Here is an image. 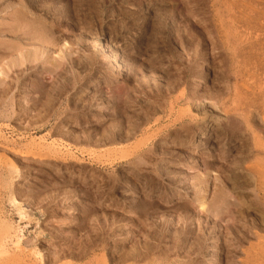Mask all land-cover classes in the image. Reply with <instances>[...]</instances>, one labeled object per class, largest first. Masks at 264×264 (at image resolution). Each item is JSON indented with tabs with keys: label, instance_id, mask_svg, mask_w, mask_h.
<instances>
[{
	"label": "rangeland",
	"instance_id": "374dc122",
	"mask_svg": "<svg viewBox=\"0 0 264 264\" xmlns=\"http://www.w3.org/2000/svg\"><path fill=\"white\" fill-rule=\"evenodd\" d=\"M0 26V131L79 159L0 147V264H264V0H0Z\"/></svg>",
	"mask_w": 264,
	"mask_h": 264
},
{
	"label": "bare ground",
	"instance_id": "6f19581e",
	"mask_svg": "<svg viewBox=\"0 0 264 264\" xmlns=\"http://www.w3.org/2000/svg\"><path fill=\"white\" fill-rule=\"evenodd\" d=\"M74 5V4H73ZM82 8V7H81ZM84 9V8H83ZM86 9H87V7H86ZM82 11V10H81ZM80 11V12H81ZM22 15H23V13H22ZM15 18V17H14ZM17 18V17H16ZM15 18V19H16ZM87 18V17H86ZM15 19H14V21H15ZM20 19V18H19ZM17 21V20H16ZM15 21V22H16ZM21 21H19V23H20ZM18 23V22H17ZM28 23H29V21H28ZM26 24H27V22H26ZM12 25V24H11ZM35 26V25H34ZM33 26V28L37 31V32H39L38 33V35H40L39 37H31V41L32 42H42V45L43 46H46V44H47V48L46 49H52V48H54V46H56V44L54 43V40H52V41H48L47 39H45V37L43 38L42 37V35L45 33V30L43 29V28H39V27H34ZM38 26V25H37ZM1 27V26H0ZM12 27V26H11ZM42 27V26H41ZM44 27V26H43ZM13 28V27H12ZM26 28V27H25ZM45 28V27H44ZM30 29H32V28H30ZM34 29H33V31H34ZM40 29V30H39ZM6 31V30H5ZM26 30L24 29L22 32H24L22 35L23 36H26L27 35V37H30L29 36V34H27V32H25ZM30 31H32V30H30ZM35 31V32H36ZM2 33V32H1ZM5 33V32H4ZM30 33V32H29ZM3 34V33H2ZM31 34V33H30ZM34 34V33H33ZM2 36V35H1ZM8 36V35H7ZM34 36V35H33ZM35 36H37V35H35ZM14 37V36H13ZM16 37V36H15ZM30 41V42H31ZM39 44V43H38ZM50 45L52 46V47H50ZM41 46V45H40ZM66 47V46H65ZM3 49V48H2ZM1 49V50H2ZM17 49V48H16ZM42 49H43V47H42ZM41 49V50H42ZM66 49V48H65ZM54 50V49H53ZM20 51V50H19ZM17 53V52H16ZM41 53V55H44L45 53H44V51L42 52H40ZM3 54V53H2ZM21 54H23V53H21ZM48 54V53H47ZM64 55V54H63ZM35 56V55H34ZM55 56V55H54ZM53 56V57H54ZM56 56L58 57H60V58H53V60L51 61V59H50V57H49V59H48V57H46L43 61H42V59H40V58H38V59H35V60H30V59H28L27 58V56L26 55H21V58H20V60H19V62H18V64L17 63H13V66H23V65H25L26 64V67H25V69H23V73H26V72H28V71H33V70H36V65H35V63L37 62V61H42V65H48L49 67V72H50V75L51 76H53L52 75V73H56V72H60V70L63 68V66H64V64H63V62L62 61H64V60H62V55L60 56V54H56ZM67 56V55H66ZM64 57H65V55H64ZM151 58H155L156 56L155 55H153L152 54V56H150ZM34 58V57H33ZM67 59H68V57H66ZM150 58V59H151ZM159 58V57H158ZM0 59H2V57H1V54H0ZM64 59V58H63ZM151 60H153V59H151ZM67 61V60H66ZM65 61V62H66ZM70 62V61H69ZM4 63V62H3ZM71 63V62H70ZM2 64V63H1ZM0 64V65H1ZM36 64H38V63H36ZM8 69H11L12 68V65L9 63V64H7V66H6ZM45 67V66H44ZM24 68V67H23ZM46 68V67H45ZM3 70H5V66H1V71H3ZM62 73V72H61ZM5 76L6 75V73H4V71L3 72H1L0 73V76ZM165 75V74H164ZM44 76V75H43ZM42 76V77H43ZM126 76V75H125ZM142 77H144V76H142ZM1 78V77H0ZM47 78V77H46ZM2 79H5L4 77L2 78ZM1 79V80H2ZM51 79L53 80V78L51 77ZM125 79V78H124ZM0 80V86H4V87H6V85H7V83L5 84V80H2L1 81ZM41 80V79H40ZM37 82V81H36ZM46 82V81H45ZM19 83V82H18ZM140 83V82H139ZM20 84V83H19ZM56 84V83H55ZM16 85V84H15ZM9 89H6V88H4V90L2 91V93L4 94V95H7L9 92ZM8 92V93H7ZM2 94V95H3ZM13 94V93H12ZM152 94V93H151ZM49 95V94H48ZM220 95V94H219ZM8 96V95H7ZM6 96V97H7ZM28 96V95H27ZM27 96H24L23 97V100H22V103L21 102H19V108L20 107H25V105H27L28 104V97ZM4 97V96H3ZM3 97H1L0 96V99L1 98H3ZM5 98V97H4ZM6 99H8V98H6ZM5 99V100H6ZM121 99V98H120ZM189 99V98H188ZM216 99V98H215ZM1 101L0 102V106H1V104H3L4 105V107H5V104H9V106L11 107V105H10V103L11 102H13L12 100H11V98H9V100H7V101ZM10 103H9V102ZM198 101V100H197ZM217 101H219V100H217ZM221 101V100H220ZM36 102V101H35ZM13 104V103H12ZM36 104V103H35ZM212 104H213V102H212ZM40 105V104H39ZM38 105V106H39ZM172 105V104H171ZM220 105V104H219ZM7 107V106H6ZM27 107H29V106H27ZM197 107V106H196ZM212 107V106H211ZM2 108H3V106H2ZM1 108V110L0 111H3V109ZM37 108V107H36ZM9 109V108H8ZM7 109V110H8ZM24 109V110H23ZM22 110L23 111H25V108H23ZM154 109V108H153ZM157 109V108H156ZM30 110H31V108H30ZM9 112L11 111V109L10 110H8ZM8 111H7V113L6 114H8ZM33 111V110H32ZM4 112V111H3ZM14 112V111H13ZM12 112V113H13ZM217 112V111H216ZM11 113V112H10ZM10 113L8 114V115H10ZM1 114V113H0ZM253 114V113H252ZM13 115V114H12ZM11 115V116H12ZM18 115V114H17ZM27 115H28V113H27ZM190 115V114H189ZM2 116L4 117V115H0V117H1V119H2ZM40 116V115H39ZM37 116V114L34 116H31V118H34L33 119V121H37V120H39L40 119V117L42 116ZM242 116H244V115H242ZM28 117V116H27ZM248 117V116H247ZM246 117V118H247ZM14 118V117H13ZM204 118V117H203ZM4 119V118H3ZM6 119H8L7 117H6ZM9 119H11V118H9ZM149 120H151V119H149ZM263 120V119H262ZM8 121V120H7ZM159 121V120H158ZM196 121V120H195ZM205 121V120H204ZM237 121V120H236ZM246 122L248 121V120H245ZM250 121V120H249ZM9 122V121H8ZM22 122V121H21ZM235 122V121H234ZM29 123H30V121H29ZM251 123V122H250ZM6 124V123H5ZM8 124V123H7ZM251 124H253V123H251ZM7 126V125H6ZM9 126V125H8ZM25 126V125H24ZM36 126H37V122H36ZM143 126V125H142ZM66 127V126H65ZM209 127V126H208ZM247 127H248V125H247ZM1 128V127H0ZM5 128V127H4ZM10 128V127H9ZM8 128V129H9ZM20 128V127H19ZM18 128V129H19ZM34 127H33V125L31 124V125H28L27 127H25V128H23V129H20V130H24L23 132H22V134H23V136H24V138H23V141H25L26 142V145L24 146V147H18L19 145L14 141V142H11L7 137H6V135H4L3 133H2V131H0V147H6V148H10V146H12V150L16 153V154H18V157L20 156V157H25V156H27V155H31V157H33L34 159H44V158H47V159H59V160H62L63 162H66V161H69V160H71V161H76V162H79V159H78V157H77V155H75L76 154V152L71 148V147H69L70 145H66L64 142H62L61 140H59V141H52L51 143H48L47 142V137L48 136H40V137H31V136H26V134L28 135V133H30L31 132V130L33 129ZM130 128V127H129ZM224 128V127H223ZM1 129H3V128H1ZM15 129V128H14ZM64 129V128H63ZM66 129V128H65ZM154 129V128H153ZM164 129V128H163ZM16 130V129H15ZM34 130V129H33ZM161 130V129H160ZM201 130V129H200ZM65 131V130H64ZM134 131V130H133ZM159 131V130H158ZM162 131V130H161ZM160 131V132H161ZM248 132V131H247ZM70 133V132H69ZM73 133V132H72ZM56 134V133H55ZM120 134V133H119ZM139 134V133H138ZM185 134V133H184ZM195 134V133H194ZM257 134V133H256ZM259 134V133H258ZM257 134V135H258ZM8 135V134H7ZM30 135V134H29ZM53 135V134H52ZM63 135V134H62ZM151 135V134H150ZM158 135H160V134H158ZM253 135V134H252ZM260 135V134H259ZM22 136V137H23ZM66 136V135H65ZM68 136V135H67ZM70 136V135H69ZM119 136V135H118ZM209 136V135H208ZM254 136V135H253ZM63 137V136H62ZM154 138L155 137V135H151L150 136V138ZM258 137V136H257ZM19 138H21V136L19 137ZM79 138V137H78ZM136 138V137H135ZM144 138V137H143ZM149 137H148V139H150ZM151 138V139H152ZM173 138V137H172ZM89 139V138H88ZM206 139V138H205ZM16 140V139H15ZM144 140H146L145 138H144ZM181 140V139H180ZM66 141V140H65ZM147 141V140H146ZM150 141V140H149ZM207 141V140H206ZM93 142V141H92ZM148 142V141H147ZM252 142V141H251ZM20 144V143H19ZM89 144V143H88ZM121 144V143H120ZM139 144H141L140 145V149L143 147V146H146V143L143 141V143H139ZM179 144V143H178ZM181 144H182V142H181ZM184 144V143H183ZM191 144V143H190ZM82 145V144H81ZM85 145V144H84ZM150 145V144H149ZM255 145V144H254ZM21 146V145H20ZM197 146V145H196ZM243 146V145H242ZM246 146V145H245ZM245 146L243 147V148H245ZM19 148V149H16V148ZM96 147V146H95ZM226 147V146H225ZM86 148V147H85ZM5 149V148H4ZM75 149V148H74ZM115 149V148H114ZM123 149H125L126 150V148H123ZM123 149H121L122 151H123ZM133 149V148H132ZM139 149V148H138ZM139 149V150H140ZM195 149V148H194ZM257 149V148H256ZM8 150V149H7ZM121 150H117L119 153H121L122 151ZM248 150V149H247ZM255 150V149H254ZM263 150V149H262ZM112 150H110V152H109V150H108V153H107V157H108V162H109V165L111 164L112 165V163L113 162H116V163H118V159H117V155H116V153H117V151H114V152H111ZM129 151V150H128ZM136 151H138L137 149H136ZM85 151H82L81 153H84ZM130 152V151H129ZM4 153V152H3ZM79 153H80V151H79ZM80 153V154H81ZM89 153H95L94 151L93 152H90L89 151ZM113 153V154H112ZM128 153V152H127ZM142 153V152H141ZM8 154V153H7ZM96 154V153H95ZM130 154V153H129ZM193 154V153H192ZM246 154V153H245ZM249 154V153H248ZM81 155H83V154H81ZM90 155V154H89ZM104 155V154H103ZM102 155V156H103ZM113 155H115L114 157H115V159H110V157H112ZM127 155V154H126ZM126 155H122V156H120L121 158V161H125L126 160ZM227 155V154H226ZM247 155V154H246ZM101 156V155H100ZM4 157V156H3ZM30 157V158H31ZM114 157H112V158H114ZM119 157V156H118ZM138 157V156H137ZM136 157V158H137ZM145 159V158H144ZM246 159H247V157H246ZM12 160V159H11ZM110 160V161H109ZM128 160V159H127ZM136 160V159H135ZM252 160V159H251ZM260 160V159H259ZM264 160V159H263ZM30 161V160H29ZM107 161V160H106ZM120 161V162H121ZM221 161V160H220ZM100 162V161H99ZM143 162V161H142ZM199 162V161H198ZM246 162H248V161H246ZM16 163V162H15ZM41 163H43V162H41ZM71 163V162H70ZM103 163V162H102ZM124 163V162H123ZM137 163V162H136ZM11 164V163H10ZM14 164V163H13ZM104 164H106V162H104ZM114 164V163H113ZM196 165V164H195ZM264 165V164H263ZM13 166V171H11L10 170V176H9V179L12 181V178L14 179H17V178H19L20 176H19V174H20V172H19V168L18 167H15L14 165H12ZM10 168H12V167H10ZM3 173V172H2ZM8 173V172H7ZM9 175V174H8ZM18 180V179H17ZM1 182V181H0ZM3 182V181H2ZM253 184V183H252ZM9 185V184H8ZM130 185V184H129ZM252 186V185H251ZM132 190V189H131ZM131 193V192H130ZM15 195V194H14ZM200 200H201V202L199 203L200 204V207H201V209L204 211V210H206L207 208V206H206V203L203 201V198H200ZM15 203V202H14ZM20 205V204H19ZM18 206V205H17ZM18 209V208H17ZM4 212V211H3ZM18 212H19V215L21 216V221H23V218H25L26 219V214H25V211H23L22 209H21V207L19 206V209H18ZM64 214V213H63ZM24 219V220H25ZM1 222V221H0ZM20 222V221H19ZM12 230V229H11ZM13 232V231H12ZM16 232H18V231H16ZM9 233H10V228H6V229H3V232H1V234H0V256H5V255H7V254H9V251H8V249H6V247H5V243H6V240H8V238H10V236H9ZM20 234V233H19ZM42 234V233H41ZM22 235V234H21ZM13 237V236H12ZM258 237H260V236H258ZM14 238H15V240H16V242H12V243H10V244H12L13 246H15L16 247V249H21V238L18 236V234L16 235L15 234V236H14ZM126 239V238H125ZM261 240V239H260ZM14 241V240H13ZM260 244V243H259ZM258 245V244H257ZM252 247H253V245H252ZM251 247V248H252ZM216 248V246H214V249ZM250 248V249H251ZM14 250V249H13ZM32 250V249H31ZM155 250V249H154ZM248 250V249H247ZM12 251V250H11ZM27 252H29V251H27ZM32 252H35L34 250L32 251ZM38 252V251H37ZM171 252V251H170ZM12 253V252H11ZM217 253V252H216ZM216 253H215V255H216ZM254 253V252H253ZM258 253V252H257ZM23 254V253H22ZM36 254H38V253H36ZM263 254V253H262ZM34 255H35V253H34ZM40 255V254H39ZM44 255V254H43ZM250 255V254H249ZM248 255V256H249ZM26 256V255H25ZM37 256V255H36ZM151 256V255H150ZM220 256V255H219ZM40 257H41V255H40ZM250 257V256H249ZM260 257V256H259ZM20 258V257H19ZM18 258V259H19ZM214 258V257H213ZM264 258V257H263ZM17 259V258H16ZM214 259H216V256H215V258ZM247 259V258H246ZM257 259V258H256ZM14 260V259H13ZM12 260V261H13ZM95 260V259H94ZM146 260V259H145ZM259 260V259H258ZM91 261V260H90ZM89 261V262H90ZM215 261V260H214ZM254 261V260H253ZM21 262V261H20ZM41 262V261H40ZM3 263V262H2ZM5 263V262H4ZM13 263V262H12ZM103 263H105L106 264V261H105V259H104V261H103ZM18 264V263H17ZM22 264V263H21ZM95 264H100V262L99 261H95ZM140 264V263H139ZM211 264V263H210ZM214 264V263H213Z\"/></svg>",
	"mask_w": 264,
	"mask_h": 264
}]
</instances>
